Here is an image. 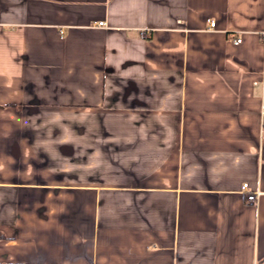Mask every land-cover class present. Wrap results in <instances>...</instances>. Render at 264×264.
<instances>
[{
	"label": "crops",
	"instance_id": "obj_1",
	"mask_svg": "<svg viewBox=\"0 0 264 264\" xmlns=\"http://www.w3.org/2000/svg\"><path fill=\"white\" fill-rule=\"evenodd\" d=\"M263 31L264 0H0V264H264Z\"/></svg>",
	"mask_w": 264,
	"mask_h": 264
},
{
	"label": "rangeland",
	"instance_id": "obj_2",
	"mask_svg": "<svg viewBox=\"0 0 264 264\" xmlns=\"http://www.w3.org/2000/svg\"><path fill=\"white\" fill-rule=\"evenodd\" d=\"M37 141H44L43 143L35 142L33 145V151L43 150V161H47V165L50 168L54 166H63L67 168L72 167V146L73 138H35ZM65 153V154H64ZM63 154V155H62ZM67 155V156H66ZM66 156V157H65ZM55 177H61L55 176ZM66 177V176H65Z\"/></svg>",
	"mask_w": 264,
	"mask_h": 264
},
{
	"label": "built area",
	"instance_id": "obj_3",
	"mask_svg": "<svg viewBox=\"0 0 264 264\" xmlns=\"http://www.w3.org/2000/svg\"><path fill=\"white\" fill-rule=\"evenodd\" d=\"M208 24H209L208 29L213 30L215 28V21L214 20H208ZM95 25L96 26L103 25V22L102 21L96 22ZM263 33H264V31H263ZM240 41H241L240 38H236L234 40L235 43H239ZM260 117H261L262 121H264V103H262L260 106ZM246 187H247V183H243L242 189H246ZM258 195H259V192L254 191L252 193H248L247 198H248V200H256Z\"/></svg>",
	"mask_w": 264,
	"mask_h": 264
}]
</instances>
